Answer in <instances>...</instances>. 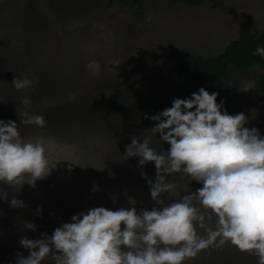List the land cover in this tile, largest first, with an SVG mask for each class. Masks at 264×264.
I'll list each match as a JSON object with an SVG mask.
<instances>
[{
    "label": "rangeland",
    "instance_id": "obj_1",
    "mask_svg": "<svg viewBox=\"0 0 264 264\" xmlns=\"http://www.w3.org/2000/svg\"><path fill=\"white\" fill-rule=\"evenodd\" d=\"M248 25L264 31V0H216L199 7L146 0L141 9L129 1L0 0V119L19 127L25 111L21 99L29 97L27 110L42 115L45 124L21 125V136L42 138L49 165L55 167L34 188L26 182L0 185L8 192L7 200H0V264H15L17 252L29 255L18 243L21 236L51 235L79 212L100 206H134L139 212L156 206L141 176L144 172L154 180V164L139 167L138 158L125 160L123 154L133 137L151 134L155 122L145 116L171 107L173 98H189L201 87L216 92L217 103L223 100L230 115L244 112L245 127L264 136L259 68L231 67L228 81L182 84L177 66L167 63L172 53L216 57ZM15 76L35 83L16 90ZM158 138L152 146L167 150V142ZM172 181L177 195L187 187L179 174ZM201 186L192 181L188 188L194 192ZM13 195L25 207L11 208ZM25 221L37 230H26ZM43 264L52 262L46 258ZM186 264H257V257L226 244L202 250Z\"/></svg>",
    "mask_w": 264,
    "mask_h": 264
},
{
    "label": "clouds",
    "instance_id": "obj_2",
    "mask_svg": "<svg viewBox=\"0 0 264 264\" xmlns=\"http://www.w3.org/2000/svg\"><path fill=\"white\" fill-rule=\"evenodd\" d=\"M254 54L264 59V46L257 45ZM34 83L15 76L12 86L23 90ZM217 96L201 87L189 98H173L171 107L145 116L155 122L151 134L142 140L133 137L126 145L125 160L138 158L139 167L149 162L155 166L154 180L144 172L141 176L156 206L139 212L134 206H100L74 214L51 235L21 236L18 243L29 255L17 252L15 264H43L46 258L52 264H186L202 250H221L226 244L264 264V136L255 127H245L244 112L230 115ZM21 103L25 111L20 126L43 127L44 117L27 110L29 97ZM20 126L0 119V185L26 182L34 188L55 167L49 165L45 141L23 139ZM157 136L159 143L167 142V150L152 146ZM176 174L187 182L179 195L172 181ZM192 181L202 186L191 192ZM7 197L6 190L0 191V200ZM128 202L136 203L131 197ZM9 205L25 207L15 195ZM24 226L37 230L34 222L25 221Z\"/></svg>",
    "mask_w": 264,
    "mask_h": 264
},
{
    "label": "trees",
    "instance_id": "obj_3",
    "mask_svg": "<svg viewBox=\"0 0 264 264\" xmlns=\"http://www.w3.org/2000/svg\"><path fill=\"white\" fill-rule=\"evenodd\" d=\"M129 1L134 7L141 9L146 0H111L113 3ZM172 3H184L189 6L199 7L208 1L216 0H168ZM257 45L264 46V31L254 32L250 25L244 26L239 31L237 40L232 41L224 52L216 57L203 58L189 53H172L167 63L175 64L178 68L177 80L179 83L192 82L205 83L212 80L228 81L229 69L248 71L259 68L262 74L259 79L258 93H264V59L255 55Z\"/></svg>",
    "mask_w": 264,
    "mask_h": 264
}]
</instances>
